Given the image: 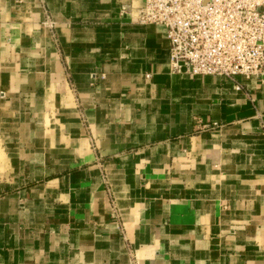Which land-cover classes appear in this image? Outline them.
<instances>
[{
  "label": "crops",
  "instance_id": "crops-1",
  "mask_svg": "<svg viewBox=\"0 0 264 264\" xmlns=\"http://www.w3.org/2000/svg\"><path fill=\"white\" fill-rule=\"evenodd\" d=\"M125 5L0 0V264H264V79Z\"/></svg>",
  "mask_w": 264,
  "mask_h": 264
},
{
  "label": "built area",
  "instance_id": "built-area-1",
  "mask_svg": "<svg viewBox=\"0 0 264 264\" xmlns=\"http://www.w3.org/2000/svg\"><path fill=\"white\" fill-rule=\"evenodd\" d=\"M122 11L163 29L178 73L264 79V0H144Z\"/></svg>",
  "mask_w": 264,
  "mask_h": 264
},
{
  "label": "water",
  "instance_id": "water-1",
  "mask_svg": "<svg viewBox=\"0 0 264 264\" xmlns=\"http://www.w3.org/2000/svg\"><path fill=\"white\" fill-rule=\"evenodd\" d=\"M183 71H185V69H183Z\"/></svg>",
  "mask_w": 264,
  "mask_h": 264
}]
</instances>
